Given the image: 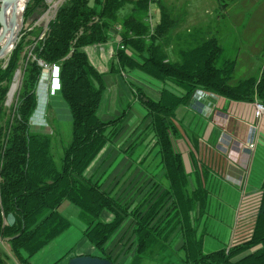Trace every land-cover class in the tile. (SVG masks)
Returning a JSON list of instances; mask_svg holds the SVG:
<instances>
[{
  "label": "trees",
  "instance_id": "trees-1",
  "mask_svg": "<svg viewBox=\"0 0 264 264\" xmlns=\"http://www.w3.org/2000/svg\"><path fill=\"white\" fill-rule=\"evenodd\" d=\"M153 2L157 0H65L43 37L42 27L27 31L9 60L0 63V236L11 238L6 242L18 264H31L38 251L71 226L60 212L66 201L81 210L87 223L85 235L102 251L100 257L115 264L105 246L127 218L134 220L133 264L163 256L168 249V227L176 223L184 241L175 264H264V179L251 238L205 253L197 232L206 191L199 169H195L197 186L189 191L183 155L173 145V138L180 134L176 110L187 104L197 90L233 101H264L263 65L258 75L235 81L236 60L225 58L217 36L191 29L175 37L179 41L173 44L171 31L177 21L161 5L159 20L151 26L148 17ZM8 10L2 13L3 20H8ZM46 10L45 0H30L26 19ZM113 31L118 32L120 41L110 71L124 76L127 71L139 70L163 84L154 100L134 81L125 79L151 120L168 181L161 197L150 205L133 207L88 175L92 164L121 131L129 112L124 108L116 117L100 116L107 83L86 50L90 45L108 42ZM29 35L34 39H28ZM28 45L31 48L27 49ZM40 62L59 68L60 94L72 117L71 139L64 144L59 159L52 152V136L34 131L29 122L39 102L37 91L44 72ZM19 70L16 96L7 106ZM104 210L113 214L110 221L102 219ZM10 213L16 218L13 225L7 223ZM0 264H9L3 252Z\"/></svg>",
  "mask_w": 264,
  "mask_h": 264
},
{
  "label": "rangeland",
  "instance_id": "rangeland-1",
  "mask_svg": "<svg viewBox=\"0 0 264 264\" xmlns=\"http://www.w3.org/2000/svg\"><path fill=\"white\" fill-rule=\"evenodd\" d=\"M64 1L45 0L47 10L42 15L32 16L34 18L30 23L27 22L28 19L23 12V23L17 43L27 31L36 27L43 28L40 35L43 37L49 22L55 17L59 6ZM221 2L222 6L219 0H157L152 4H157L156 8L161 5L165 6L173 13L174 18L180 19L179 22L183 23V27L186 24H191V27H197L195 30L201 29L199 31H202L205 36H217L220 44L224 47L225 58L236 60L235 81L256 76L264 62V0H221ZM236 6L240 12L244 11V19L238 22H234L223 10L226 7L235 8ZM181 29L180 27L176 30ZM27 38L34 39V36L29 35ZM31 46L28 45L27 49ZM90 46L96 48V45ZM13 49L0 58V63H6L9 60ZM170 55L173 57V54ZM40 63L44 67V72L37 91L38 107L32 119L43 120L45 123L43 125L32 124V129L52 136V152L54 157L59 159L63 153L64 144L71 139L72 117L67 103L60 94L59 68L56 65ZM109 65H103L104 69L109 70ZM112 78L113 80H109L99 114L103 119H109L120 115L124 108L129 111L127 117L122 121L121 131L113 142L115 160L118 162L115 175H117L120 184L116 196L133 207L141 204L150 205L161 197L164 188L168 187V181L158 155L159 148L152 132L151 120L146 118V111L142 104L132 96L125 79L134 81L143 88L147 97L154 100L158 99L159 89L163 84L139 70L127 71L124 76L122 74L112 75ZM19 84L20 81L16 87L12 86L11 99H7V106L14 102ZM190 102L191 100L181 106H188ZM178 109L176 110L175 123L180 134L173 138V145L183 155L188 172L189 191L192 192L197 186L198 177L195 174V169H199L203 188L206 191V204L199 222L197 237L203 242L204 248L209 250L213 248L211 245L206 247V241L209 238L217 243L218 247L222 246L220 249L250 239L260 207L261 184L264 179L263 124L257 118L248 124L250 134L245 143L248 145V149L254 153V157L248 158L244 164L243 176L239 175V178L236 179L238 181L233 185L227 181L230 180L228 177L225 178V168L216 153L217 149L219 150L218 142H215L211 137L210 129L206 131L205 122L201 119L195 122L196 114L191 111L183 118ZM211 121L213 122L212 118ZM231 144L232 142H226L221 146H225L228 150ZM251 144L254 146L250 147ZM251 155L253 154L251 153ZM128 167L130 168L128 169ZM73 222L75 221L73 220ZM133 224L134 220L127 218L119 234L112 240L116 241L115 247L119 248L121 245L125 247L118 253L115 249V256L122 260V264H133L132 251L136 246V236L131 235ZM168 228L170 229L168 233L170 236L167 239L169 247H165L170 251L160 260H158L159 256L156 258V255L153 257L150 254L152 258H146L140 264L177 263V252L183 246V235L178 223ZM88 242L85 240L84 245ZM95 250L97 255H102L100 249ZM0 252L8 255L9 264H18L8 242L0 241Z\"/></svg>",
  "mask_w": 264,
  "mask_h": 264
},
{
  "label": "crops",
  "instance_id": "crops-1",
  "mask_svg": "<svg viewBox=\"0 0 264 264\" xmlns=\"http://www.w3.org/2000/svg\"><path fill=\"white\" fill-rule=\"evenodd\" d=\"M219 1L222 6L223 3L221 2V0ZM156 5L157 4H152L151 6V12L153 11V22L155 24L159 20L161 7L158 6V8H156ZM223 10L226 14L228 13L227 16L234 20V22H238L239 20L244 19V11L240 12V9L237 6L235 8L226 7L223 8ZM171 14L173 16L172 12ZM174 19L175 21H177V23L171 31V42H173V44L179 41L175 39L180 33L185 32L186 30L197 28L191 27V24H186L185 27H183V23L179 22V18ZM180 27L182 28L181 30H176ZM119 41V34L117 31H115L113 32L112 37L108 42L96 45V48L95 46L86 47V50L92 63L99 69V71L105 74L107 86L109 85V80H113L112 75L119 74L112 73L110 71V68L109 70L104 69L103 65L110 64L109 66L111 67L114 57V50L116 49V46H118ZM178 111L182 114V117H186L189 111L194 112L197 117L195 119V122L198 119H201L205 122V125L207 126L206 131L210 129L211 137L213 138V140H215V142H218L219 150L217 149L216 153L217 156L220 157V163L225 168V178L228 177L230 180L227 181L230 184L235 185V183L238 181L236 179H238L239 175H242V173L244 172L245 162H247L250 156L254 157V153L251 152L250 149H248V145L245 143L248 135L250 134V131L248 130V124L252 120L254 121V119L256 118L254 115V103L245 101H233L226 99L222 96L216 95L214 93L197 90L195 95L191 99L190 104L188 106H180ZM211 118L213 122L211 121ZM258 120L264 126V118ZM113 142L108 145V147L99 155L96 161L92 164L91 168L89 169L88 175L92 176L95 181H100L104 189H106L107 191H111L113 195H117L116 192L119 190L120 184L118 182L117 175H115V173H117L116 167L118 162L117 160H115L116 156L115 148H113ZM226 142H232L228 150L225 146H221L222 143L224 144ZM251 153L253 155H251ZM129 168L130 167H128V169ZM60 212L70 220L71 226L73 220L75 221L73 222V226H70L65 232H63L61 235L51 241L48 245L38 251L31 258V264H67L68 260L75 255H97L95 253V249L98 248L85 235L87 223L82 217L81 210L73 203L66 201L60 207ZM101 217L105 221H110L113 218V214H111L109 211L104 210L102 212ZM122 225L118 228V230L114 233V235L111 237V239L105 246L106 250L111 253V256L116 262V264H122V260L116 258L115 249L118 253V251L124 246L121 245L119 248L115 247L117 245L116 241L112 240L115 239V236L119 234L121 227H123ZM131 235H135L134 224L133 229L131 230ZM85 240L89 242L88 244L84 245ZM207 241L206 247H209L211 245L213 248L210 250L204 248L205 252L215 251L222 247H218L219 245L217 243H214V241L210 238ZM135 250L136 246L133 248L132 251L133 257ZM168 251L170 250L167 249L163 253V256L159 255L158 260L164 258Z\"/></svg>",
  "mask_w": 264,
  "mask_h": 264
},
{
  "label": "water",
  "instance_id": "water-1",
  "mask_svg": "<svg viewBox=\"0 0 264 264\" xmlns=\"http://www.w3.org/2000/svg\"><path fill=\"white\" fill-rule=\"evenodd\" d=\"M15 0H0V33H1V37L2 40L4 38H8L7 39V45L5 46H1L0 45V58H2L3 56H5L8 52H10V50H12L13 48L16 47V43H17V39H18V34L19 31L21 29L22 23H23V12L26 11L27 6L30 2V0H26L23 8H22V13L19 17V23L20 26L16 31H13L11 34L9 33V29L8 26L6 25L5 21L3 20V18L1 17L2 15V9L3 7H5L6 5H8L9 3L13 2ZM17 1V0H16ZM34 17H31L30 19L27 20L28 23H30V21L33 19ZM9 33V34H8ZM7 49V52H6ZM20 72L17 71L15 74L16 75ZM15 79V78H14ZM14 82L11 85L10 91L12 89ZM10 91L8 93V100L10 99ZM8 102V101H7ZM16 222V218L14 216V214L10 213L7 216V223L9 225H13ZM11 238H2L0 236V241H9ZM67 264H115L112 260L108 259V258H102L100 256H93V255H75L72 256L69 260Z\"/></svg>",
  "mask_w": 264,
  "mask_h": 264
},
{
  "label": "bare ground",
  "instance_id": "bare-ground-1",
  "mask_svg": "<svg viewBox=\"0 0 264 264\" xmlns=\"http://www.w3.org/2000/svg\"><path fill=\"white\" fill-rule=\"evenodd\" d=\"M25 2H26V0H17V1L15 0V1L11 2L10 7L8 8L9 10L6 9V10H8V20H4V21H5L6 25L8 26L10 34L13 31H16L20 26L19 17L22 13V8H23ZM5 11H3V12H5ZM7 39H9V37L8 38L6 37L2 40L1 33H0V45L1 46L6 47ZM6 52H7V49H6ZM19 78H20V72L16 75V77L14 79V84H13L14 87H16L18 82L20 81Z\"/></svg>",
  "mask_w": 264,
  "mask_h": 264
},
{
  "label": "built area",
  "instance_id": "built-area-1",
  "mask_svg": "<svg viewBox=\"0 0 264 264\" xmlns=\"http://www.w3.org/2000/svg\"><path fill=\"white\" fill-rule=\"evenodd\" d=\"M148 21L150 22L151 26L155 25V23L153 22V16H152L151 9H150ZM121 47L123 48V46H121ZM263 59H264V55H263ZM263 68H264V62H263ZM254 115L258 119L264 118V101L257 99L254 102ZM249 146L253 147L254 145L251 144Z\"/></svg>",
  "mask_w": 264,
  "mask_h": 264
},
{
  "label": "clouds",
  "instance_id": "clouds-1",
  "mask_svg": "<svg viewBox=\"0 0 264 264\" xmlns=\"http://www.w3.org/2000/svg\"><path fill=\"white\" fill-rule=\"evenodd\" d=\"M29 122L32 123V124L40 123V124H42V125L45 123V121H43V120H39V121H37L35 118L30 119Z\"/></svg>",
  "mask_w": 264,
  "mask_h": 264
}]
</instances>
